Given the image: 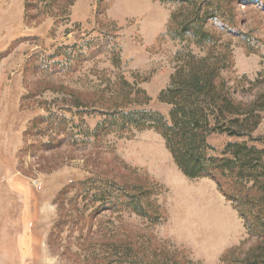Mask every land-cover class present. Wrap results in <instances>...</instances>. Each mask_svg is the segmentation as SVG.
Returning <instances> with one entry per match:
<instances>
[{"label": "rangeland", "instance_id": "obj_1", "mask_svg": "<svg viewBox=\"0 0 264 264\" xmlns=\"http://www.w3.org/2000/svg\"><path fill=\"white\" fill-rule=\"evenodd\" d=\"M183 10L0 0V264H241L255 246L264 260V176L254 168L259 151L264 163V8L236 2L235 29L209 22L211 42L178 33ZM191 70L212 73L230 99L225 120L245 124L231 136L205 109L202 149L236 154L218 173L249 195L246 208L215 179L185 175L168 142L176 127L160 129ZM122 187L146 193L157 218L111 206ZM240 209L258 215V230Z\"/></svg>", "mask_w": 264, "mask_h": 264}, {"label": "trees", "instance_id": "obj_2", "mask_svg": "<svg viewBox=\"0 0 264 264\" xmlns=\"http://www.w3.org/2000/svg\"><path fill=\"white\" fill-rule=\"evenodd\" d=\"M161 1L184 6L182 17L175 21V27L179 34H188L198 42H211L214 37V32L207 27L208 23L213 21L218 22L219 25L229 33L230 30L235 29L233 15L234 4L236 2L251 0ZM255 1L264 8V0ZM188 74L189 75L185 79L176 81L171 89L170 96L173 108L170 111V120L168 122L161 118L160 129L163 130L164 127L170 130V128L176 127L178 132L175 133L174 129L170 131L171 134H176L178 136V140L175 143H172L170 140H168V142L178 166L185 175L189 178L210 177L215 179L222 189V193L226 194L228 200H235L239 205L244 202V208H246L245 204L248 203L249 205L251 202L249 195L246 196V194L242 195L239 193L235 186L231 185L232 183L226 184L222 179L223 177L218 173V170H221L223 167L230 171L232 166L237 165L236 154L234 153V159H218L208 155V153L204 152V149H202V143L205 140L204 138L209 128L204 117L205 109L213 114V126L221 128L224 130L223 132H228L231 136L239 134V132L245 128V124L238 119L225 120L222 112L224 107L230 104V99L226 94H221V88L215 84V78L212 73H201L196 70H191ZM147 113L154 116L155 120L160 118L157 112L150 111ZM129 115L127 114L124 117L130 119ZM257 125L258 121H255L252 126L253 129ZM172 131H174V133ZM164 135L169 136L170 133L166 132ZM256 160L257 167L254 168L255 170L257 169L256 172L264 176V163L262 161L261 151L257 153ZM232 186H234L233 189ZM147 197L148 195L146 193L139 192L134 194V192H131L129 189L122 187L119 188L116 195L111 198L113 201L111 202V206L115 208L127 207L136 212V214L148 220H152V218L157 217L149 213L147 205L146 207L142 205L143 198L146 199ZM100 200H104L103 197H100ZM250 210H252V208H250ZM250 210L243 211L240 209L241 215L247 219L246 221H248L254 230H258V223L261 219ZM260 250L261 248L259 246H255L252 251L244 252L245 254H243L241 264H264ZM238 254H240V252L236 253V255ZM238 257L240 258L241 255H238Z\"/></svg>", "mask_w": 264, "mask_h": 264}]
</instances>
